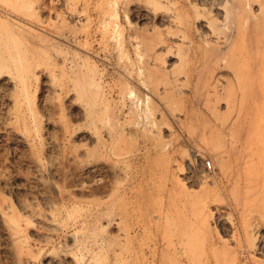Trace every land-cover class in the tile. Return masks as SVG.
<instances>
[{
	"label": "rangeland",
	"instance_id": "374dc122",
	"mask_svg": "<svg viewBox=\"0 0 264 264\" xmlns=\"http://www.w3.org/2000/svg\"><path fill=\"white\" fill-rule=\"evenodd\" d=\"M0 264H264V0H0Z\"/></svg>",
	"mask_w": 264,
	"mask_h": 264
},
{
	"label": "built area",
	"instance_id": "2783aa9c",
	"mask_svg": "<svg viewBox=\"0 0 264 264\" xmlns=\"http://www.w3.org/2000/svg\"><path fill=\"white\" fill-rule=\"evenodd\" d=\"M204 166H205L208 170H210L211 167H212L210 161H206L205 164H204Z\"/></svg>",
	"mask_w": 264,
	"mask_h": 264
}]
</instances>
